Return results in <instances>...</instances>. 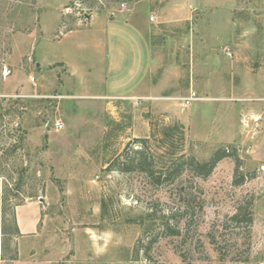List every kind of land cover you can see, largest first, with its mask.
Segmentation results:
<instances>
[{
  "label": "rangeland",
  "instance_id": "1",
  "mask_svg": "<svg viewBox=\"0 0 264 264\" xmlns=\"http://www.w3.org/2000/svg\"><path fill=\"white\" fill-rule=\"evenodd\" d=\"M98 12L147 24L151 98H86L35 63L81 56L63 34ZM41 28L61 42L39 45ZM174 123L185 139L167 150L158 131ZM220 147L232 155L195 174L188 158ZM136 148L152 174L116 169ZM263 192L264 0H0V264H264ZM246 209L248 227L231 218Z\"/></svg>",
  "mask_w": 264,
  "mask_h": 264
},
{
  "label": "crops",
  "instance_id": "2",
  "mask_svg": "<svg viewBox=\"0 0 264 264\" xmlns=\"http://www.w3.org/2000/svg\"><path fill=\"white\" fill-rule=\"evenodd\" d=\"M116 15L108 16L102 12L86 14L82 19L84 22L81 21L74 29H68L63 34L62 42L69 43V52L82 54L81 56L58 53V57H46V53H38L35 63L46 66L60 64L65 69L67 80L72 81L74 87L82 86L81 91L77 92L83 93L86 98L116 99L128 95L151 98L146 92L151 86L149 77L154 59L145 30L147 24L143 20L140 24L141 21L130 18V12L127 15ZM82 26L86 32L84 29L81 32ZM42 32L47 36V40L39 45L47 46L49 43L54 45L61 42V39L50 40L43 29ZM34 42L32 39V46ZM36 44L35 42L34 46ZM25 207L28 210L24 212ZM35 211L29 203L18 206L15 220L20 234L27 233L26 227L33 225L32 216ZM256 213L264 223V192L257 200Z\"/></svg>",
  "mask_w": 264,
  "mask_h": 264
},
{
  "label": "trees",
  "instance_id": "3",
  "mask_svg": "<svg viewBox=\"0 0 264 264\" xmlns=\"http://www.w3.org/2000/svg\"><path fill=\"white\" fill-rule=\"evenodd\" d=\"M153 126V123L150 122V136H154V128L151 127ZM183 127L182 125H178L177 123H174L172 125H163L159 128L158 133L160 134V136L162 137V143H165L166 148L165 149H169L171 148V136L174 135L176 132L179 133L180 136L177 137V139L179 140L180 143L184 142V134H183ZM178 130H181L180 132ZM135 142H138L140 144H142L143 142H145V139H140V138H136ZM143 147V146H142ZM135 154H138V159L136 160V162L131 158V157H126L124 158L122 164L120 166H118L116 169L121 170V171H127V170H132V169H136V170H140L143 171L145 173L148 174H152L153 168L151 166H149V164L145 161L144 157H139V155H141L142 152V148H136L133 151ZM170 153V152H168ZM232 153L230 151H227V149L225 147H220L217 148L215 151L212 152L211 156L204 161H198L196 160L192 155L188 158L189 160H187V162L189 161V165L192 167L191 169H193V171L195 172V174L197 175H202V176H206L208 175L211 170L213 169V167L215 166V164L222 158L227 157V156H231ZM135 163V164H134ZM113 166V164L109 163L107 168L111 169ZM182 168V167H181ZM179 167H175V172L179 171ZM170 175V174H168ZM239 214H241V216L243 217V219L246 222L247 227L252 223V213L250 211V209H246L243 210V212L239 213L238 211L235 212L231 218L232 219H237ZM14 222H15V233L19 235V231L16 225V220H15V216H13ZM168 227V226H167ZM217 251L220 255V257H225V252L218 246ZM12 260L15 259V257L11 258Z\"/></svg>",
  "mask_w": 264,
  "mask_h": 264
},
{
  "label": "built area",
  "instance_id": "4",
  "mask_svg": "<svg viewBox=\"0 0 264 264\" xmlns=\"http://www.w3.org/2000/svg\"><path fill=\"white\" fill-rule=\"evenodd\" d=\"M121 7H124V4L123 3L121 4ZM149 20L152 21L153 20V17L150 16ZM196 98L197 97H196L195 93L194 92H191L189 94V96L181 98V104L184 105V106H187L192 100H195ZM54 126H55V128L59 129V128L62 127V124L59 121H55L54 122Z\"/></svg>",
  "mask_w": 264,
  "mask_h": 264
}]
</instances>
